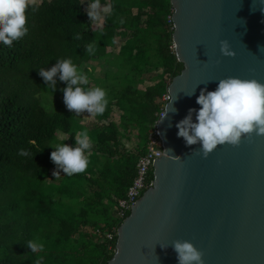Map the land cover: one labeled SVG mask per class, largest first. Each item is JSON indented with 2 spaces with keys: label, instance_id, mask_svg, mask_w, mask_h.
<instances>
[{
  "label": "trees",
  "instance_id": "1",
  "mask_svg": "<svg viewBox=\"0 0 264 264\" xmlns=\"http://www.w3.org/2000/svg\"><path fill=\"white\" fill-rule=\"evenodd\" d=\"M84 1L92 2L30 3L28 34L11 48L0 45V264L109 262L116 237L109 241L106 235L121 223L117 201L135 178L160 111L158 100L183 69L173 49L170 0H108L102 28L118 46L97 35ZM106 1L99 0L100 6ZM88 45L94 47L91 54ZM67 58L88 76L86 87L107 92V108L94 123L82 124L81 114L65 107L63 82L53 93L39 75ZM48 96L55 109L46 106ZM114 110L121 128L111 120ZM132 129L139 133L128 149ZM83 130L93 140L87 170L54 178V149L48 146L73 145ZM22 148L33 159L18 155ZM28 241L42 243L44 250L30 251Z\"/></svg>",
  "mask_w": 264,
  "mask_h": 264
},
{
  "label": "water",
  "instance_id": "2",
  "mask_svg": "<svg viewBox=\"0 0 264 264\" xmlns=\"http://www.w3.org/2000/svg\"><path fill=\"white\" fill-rule=\"evenodd\" d=\"M170 4L173 49L183 69L167 87V113L157 124L163 155L153 162L151 187L117 228L107 264H177L171 246L177 240L192 243L202 264H264V135L204 156L176 128L199 108L201 89L213 91L228 77L264 84V0ZM221 41L233 56L221 53Z\"/></svg>",
  "mask_w": 264,
  "mask_h": 264
},
{
  "label": "clouds",
  "instance_id": "3",
  "mask_svg": "<svg viewBox=\"0 0 264 264\" xmlns=\"http://www.w3.org/2000/svg\"><path fill=\"white\" fill-rule=\"evenodd\" d=\"M29 8V0H0V45L11 48L14 42H19L28 34L26 25ZM99 8V0H92L87 12L89 19L98 18ZM31 9L37 11L34 6ZM261 10L264 11V8ZM85 50L91 54L94 47L88 45ZM220 51L225 56L234 55L226 41H221ZM39 75L46 88H50L53 93L57 90L58 81L64 83L65 86L59 90L70 112L93 116L105 112L108 105L106 90L99 86L86 87L89 84L88 76L78 70L70 58L57 60L51 67L41 68ZM196 104L199 108L189 109L188 114L176 124L177 137L183 138L186 146L199 145L204 156L226 143L238 145L244 136L253 133L264 135V84L255 79H221L215 90L201 89ZM167 105L162 117L167 113ZM48 147L54 149L49 157L55 165L52 175L59 179L61 172L70 177L87 170L90 161L86 153L92 149L93 140L83 130L74 137L73 145L64 142ZM18 155L34 157V154L23 148L18 151ZM26 245L32 252L44 250V245L35 241H28ZM171 246L176 253L177 264H202V254L192 243L177 240Z\"/></svg>",
  "mask_w": 264,
  "mask_h": 264
},
{
  "label": "built area",
  "instance_id": "4",
  "mask_svg": "<svg viewBox=\"0 0 264 264\" xmlns=\"http://www.w3.org/2000/svg\"><path fill=\"white\" fill-rule=\"evenodd\" d=\"M171 20V17H168ZM170 100L168 93L166 92L158 100L160 111L156 114V121L153 125V130L147 138V143L143 155L138 158L136 164V175L128 188L126 195L123 199L117 201L115 211L117 219L123 221L129 214L131 208L135 202L141 197L142 193L151 187L150 174L153 170V162L155 159L160 158L163 155L162 144L157 131V124L159 119L164 114L165 105ZM117 229H113L111 233L106 235L109 241H113L116 237ZM109 250H113L110 246Z\"/></svg>",
  "mask_w": 264,
  "mask_h": 264
},
{
  "label": "rangeland",
  "instance_id": "5",
  "mask_svg": "<svg viewBox=\"0 0 264 264\" xmlns=\"http://www.w3.org/2000/svg\"><path fill=\"white\" fill-rule=\"evenodd\" d=\"M41 1H42V0H29V3H36V4H39ZM83 7H84V11H85V12H88V11L90 10V4H89L87 1H86V2L84 1V3H83ZM108 10H109V8H108V0H107L105 5H101V6H100V8H99V10H98V11H99V16H98L97 19L93 20V26H92V28H93L94 30H97L96 32H97V35H98V36L106 37V38H108V40H109L110 42H112V41L115 40V39H113L112 33H111V32H107V31L103 30V28H102V27H103V23H104V21H103V16H104V14H105L106 12H108ZM118 44H119V41H118V39H116V40H115V45L118 46ZM91 65L93 66L94 63L91 62V63H90V66H91ZM149 84H150V83H146V85H149ZM139 88L143 89L144 86H139ZM48 97H49V96H48ZM49 98H50V99L46 100V106H47L49 109H51V108L55 109L53 98H51V97H49ZM81 116H82V118H81V119H82L81 123H82V124H85V125H87V124H91V123H94V122H96L97 120H99L98 117L93 116V115H90V114H88V113H81ZM111 120H112L113 122H115L119 128H121V126H120V124H119L118 112H117L116 110H114V111L112 112V114H111ZM138 133H139L138 130H136V129H132V131H131L130 142H129L128 145H127V148H128V149L133 148L134 144L137 142V134H138ZM57 136H58L59 138H62V137H63V135L60 134V133H58ZM119 221H120V220H119Z\"/></svg>",
  "mask_w": 264,
  "mask_h": 264
}]
</instances>
